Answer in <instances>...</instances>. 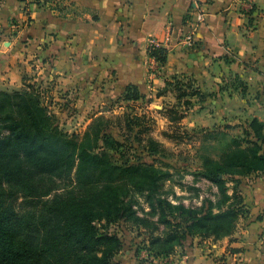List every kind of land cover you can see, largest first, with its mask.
I'll use <instances>...</instances> for the list:
<instances>
[{
    "label": "crops",
    "instance_id": "obj_1",
    "mask_svg": "<svg viewBox=\"0 0 264 264\" xmlns=\"http://www.w3.org/2000/svg\"><path fill=\"white\" fill-rule=\"evenodd\" d=\"M194 1L61 0L57 12L31 5L32 21L26 24L22 1L4 0L0 91H20L30 83L51 87L70 95L78 113L73 119L81 122L122 98L129 86H136L143 96L131 101L138 104L175 96L167 81L182 78L203 96L193 97L196 105L192 99L197 124L230 127L237 116L246 119L243 123L252 118L264 121V0H251L257 8L252 25L235 0H205L206 20L197 31L195 47L188 48L182 41L189 32ZM13 24L19 26L17 31ZM151 40L169 51L153 82L148 80ZM253 179L241 189L243 205L258 215L264 212V175ZM263 219L253 217L225 239V248L188 242L185 264H216L218 257H225L226 264H264Z\"/></svg>",
    "mask_w": 264,
    "mask_h": 264
},
{
    "label": "rangeland",
    "instance_id": "obj_2",
    "mask_svg": "<svg viewBox=\"0 0 264 264\" xmlns=\"http://www.w3.org/2000/svg\"><path fill=\"white\" fill-rule=\"evenodd\" d=\"M37 89L41 92L42 104L53 115L54 123L61 132L70 137L99 134L101 151L107 153L112 167L106 172L102 169L94 171L92 166L85 164L79 167L77 157L73 167L63 172L36 170L33 184L38 186L41 200L92 196L115 186L122 198H126L127 204H132L137 216L151 222L159 218V210L153 209L158 207L157 198L204 212L213 204L211 209L214 214L229 207H236L238 211L235 228L229 236L217 238L203 229H197L171 255L159 257H155L149 249L151 234L148 229L125 219L113 224L105 220L98 222L96 226L100 233L117 235L121 242V248L111 259V264H185L184 246L188 242L206 249L216 245L225 248L227 237L235 236L253 217L258 220L264 218V212L253 215L243 205L241 190L244 185H250L254 176L264 175V171L223 174L220 184L205 177L208 170L222 165L233 148L231 141L245 135L247 122L243 123L246 120L243 116L232 118L230 122L234 125L230 127L228 123L220 127L199 125L198 116L191 106L195 96L179 100L175 92V96H166L162 100L148 99L138 104L118 98L85 115L81 122H76L73 118H78V113L69 94L60 95L51 87ZM186 100H189V105L185 104ZM193 100L196 105L198 102ZM80 143L77 144L76 156ZM130 167L137 170L131 173L124 171ZM146 173L163 178L161 186L154 187L150 180L142 179ZM3 184L6 205L15 211V217L20 216L24 222L30 220L40 207L37 200L27 197L30 190L7 182ZM166 231L162 226L155 234ZM102 250V247L98 249L100 256ZM226 261L225 257H218L215 263L226 264Z\"/></svg>",
    "mask_w": 264,
    "mask_h": 264
},
{
    "label": "trees",
    "instance_id": "obj_3",
    "mask_svg": "<svg viewBox=\"0 0 264 264\" xmlns=\"http://www.w3.org/2000/svg\"><path fill=\"white\" fill-rule=\"evenodd\" d=\"M249 22L252 25L253 19ZM148 53L163 69L168 61V49L154 47ZM37 86L30 83L20 91H0V264H111L121 242L117 235L100 233L96 223L104 220L113 224L125 219L148 229L149 249L155 257L171 255L197 229L217 238L233 232L238 215L236 207L219 209L214 214L213 204L204 212L157 198L158 207L152 208L159 210V218L151 222L138 217L132 204H127L115 186L92 196L41 200L39 188L33 184L36 170L63 172L73 167L77 157L79 167L85 164L103 172L112 167L107 153L101 151L99 134L70 137L57 128L53 115L41 102ZM239 86L246 92L245 85ZM167 88L173 89L179 100L203 97L190 80L175 78L167 81ZM142 97L136 86H129L122 98L131 102ZM185 104L189 105V100ZM244 134L243 138L231 141L234 145L230 153L222 165L208 170L206 179L220 184L223 174L264 171V121L248 120ZM78 142L81 148L76 156ZM135 170L130 167L124 171ZM142 179L150 180L157 188L164 181L148 173ZM4 182L28 188L27 197L38 201L40 207L30 220L24 222L20 216L15 217V211L6 205ZM162 226L168 231L156 235ZM100 247L101 256L97 253Z\"/></svg>",
    "mask_w": 264,
    "mask_h": 264
},
{
    "label": "built area",
    "instance_id": "obj_4",
    "mask_svg": "<svg viewBox=\"0 0 264 264\" xmlns=\"http://www.w3.org/2000/svg\"><path fill=\"white\" fill-rule=\"evenodd\" d=\"M21 1L26 7V15H27L26 24H29L32 21V16L29 11V7L31 5H35L43 9L52 10L54 12H57L61 4V0H21ZM235 1H236L235 3L240 8L241 14L244 17L248 18L249 21L256 16L257 8L254 2H252L251 0H235ZM3 3H4V0H0V10L2 9ZM206 4L207 2L205 0H195L192 5L190 17L188 18L189 32L186 34V36L184 37L182 41L184 46L188 48L195 47L197 43L196 42L197 31L200 28V26L204 24L206 20V15H207V11L205 9ZM12 28L17 31L19 29V26L13 24ZM160 46L161 45L156 40L150 41L149 48L160 47ZM148 66H149L148 80L149 82H153L154 79H156L158 75H160L162 69L159 68L157 62L154 61L151 57L148 61Z\"/></svg>",
    "mask_w": 264,
    "mask_h": 264
}]
</instances>
